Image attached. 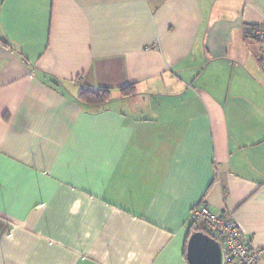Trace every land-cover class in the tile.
<instances>
[{
  "label": "crops",
  "instance_id": "crops-1",
  "mask_svg": "<svg viewBox=\"0 0 264 264\" xmlns=\"http://www.w3.org/2000/svg\"><path fill=\"white\" fill-rule=\"evenodd\" d=\"M257 25L264 0H0V264H189L199 206L264 264Z\"/></svg>",
  "mask_w": 264,
  "mask_h": 264
},
{
  "label": "built area",
  "instance_id": "built-area-1",
  "mask_svg": "<svg viewBox=\"0 0 264 264\" xmlns=\"http://www.w3.org/2000/svg\"><path fill=\"white\" fill-rule=\"evenodd\" d=\"M252 34L258 41H264L262 26H253ZM189 222L220 243L222 264H257L260 260V251L249 246L242 230L231 216L217 215L207 206H199L191 211Z\"/></svg>",
  "mask_w": 264,
  "mask_h": 264
},
{
  "label": "water",
  "instance_id": "water-1",
  "mask_svg": "<svg viewBox=\"0 0 264 264\" xmlns=\"http://www.w3.org/2000/svg\"><path fill=\"white\" fill-rule=\"evenodd\" d=\"M189 264H222L221 246L202 232H194L186 247Z\"/></svg>",
  "mask_w": 264,
  "mask_h": 264
},
{
  "label": "trees",
  "instance_id": "trees-1",
  "mask_svg": "<svg viewBox=\"0 0 264 264\" xmlns=\"http://www.w3.org/2000/svg\"><path fill=\"white\" fill-rule=\"evenodd\" d=\"M252 27H249L247 29L246 36H250V37L254 38L253 34H252ZM118 92L123 94V96H128L134 92V86L119 88ZM110 93H111V90H109V89L86 87V88H83L81 90V92L79 94V99L85 105L99 106V105H103L109 101ZM189 226H190V230L193 232H203L198 227H195L194 224H192V223H189Z\"/></svg>",
  "mask_w": 264,
  "mask_h": 264
},
{
  "label": "rangeland",
  "instance_id": "rangeland-1",
  "mask_svg": "<svg viewBox=\"0 0 264 264\" xmlns=\"http://www.w3.org/2000/svg\"><path fill=\"white\" fill-rule=\"evenodd\" d=\"M195 227H197V226H195Z\"/></svg>",
  "mask_w": 264,
  "mask_h": 264
}]
</instances>
